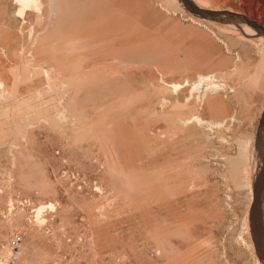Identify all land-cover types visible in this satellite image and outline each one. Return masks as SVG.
I'll use <instances>...</instances> for the list:
<instances>
[{
	"label": "rangeland",
	"instance_id": "obj_1",
	"mask_svg": "<svg viewBox=\"0 0 264 264\" xmlns=\"http://www.w3.org/2000/svg\"><path fill=\"white\" fill-rule=\"evenodd\" d=\"M193 1L264 26V0ZM263 105L264 32L242 21L0 0V264H264ZM259 220L264 242V192Z\"/></svg>",
	"mask_w": 264,
	"mask_h": 264
},
{
	"label": "water",
	"instance_id": "obj_2",
	"mask_svg": "<svg viewBox=\"0 0 264 264\" xmlns=\"http://www.w3.org/2000/svg\"><path fill=\"white\" fill-rule=\"evenodd\" d=\"M181 5L187 10L208 18H218L228 22L238 23L242 21L256 28L260 32H264V26L256 21L247 18L241 13L227 10V9H211L199 6L193 0H179ZM256 149H257V164L254 174V198L257 216L252 221V234L255 250L258 256L264 263V242L259 226L260 216V202L264 192V105L262 108L261 116L258 120L256 129Z\"/></svg>",
	"mask_w": 264,
	"mask_h": 264
},
{
	"label": "bare ground",
	"instance_id": "obj_3",
	"mask_svg": "<svg viewBox=\"0 0 264 264\" xmlns=\"http://www.w3.org/2000/svg\"><path fill=\"white\" fill-rule=\"evenodd\" d=\"M182 7H183V6H182ZM255 29H256V28H255ZM256 30H257V29H256ZM200 79H205V80L209 79L210 85L213 86V87H215V86L218 84V83L215 82V80H213L209 75H205V74H203V75L200 76ZM254 204H255V199H254ZM253 210H254V208L252 207V212H253Z\"/></svg>",
	"mask_w": 264,
	"mask_h": 264
}]
</instances>
